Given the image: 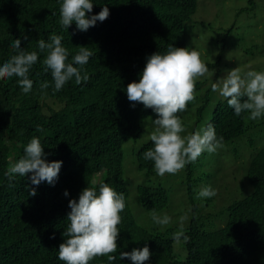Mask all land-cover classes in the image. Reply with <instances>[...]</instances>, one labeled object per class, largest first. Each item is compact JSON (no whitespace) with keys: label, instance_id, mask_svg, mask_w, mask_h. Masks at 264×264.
<instances>
[{"label":"trees","instance_id":"trees-1","mask_svg":"<svg viewBox=\"0 0 264 264\" xmlns=\"http://www.w3.org/2000/svg\"><path fill=\"white\" fill-rule=\"evenodd\" d=\"M213 1L91 0L93 11L86 15H96L105 6L110 15L80 32L74 23L67 29L61 27L62 0H0V66L15 55L12 43L16 39H20L21 49L39 53L38 40L47 43L51 35L62 36L68 63L73 62L79 47L93 52L84 65L89 80L77 85L73 79L56 93L51 87L40 88L43 81H52L50 71L44 70L45 53H39L30 70L33 87L29 93L23 92L16 77L0 80V264H64L58 251L69 223L68 202L78 201L86 187L98 191L100 183L125 196L126 207L117 226V251L111 254L117 256L114 264H131L128 259H119L120 253L145 246L152 254L145 264H264V147L249 152L245 174L238 183L240 196L233 198V188L228 187L220 208H215L216 196L197 198L198 191L209 186L213 173L188 180L182 196L174 199L159 185L129 190L123 179L126 156L137 173H154L153 162L143 159V153L154 145L151 141L141 144L139 135L144 119L152 122L158 118L142 104L133 106L127 99V85L139 82L149 56L165 54L169 46L187 48L186 36L212 28L203 18L206 14L198 23L192 19ZM245 2L253 6L256 0ZM235 26L204 35L210 49L218 51L213 58L216 64L230 55L229 40L235 41L231 49L241 50L242 39L231 35ZM217 74L210 80L196 81L195 89L207 87V104L194 107V120H202L205 108L210 107L211 116L203 128L211 123L224 145L247 135L252 146L250 134L262 122L248 119L247 113L234 115L226 98L211 103V86ZM38 126L43 131H36ZM33 137L40 139L48 162H62L58 178L54 186L46 182L34 186L28 176H17L14 187H9L5 172L23 156ZM131 139L133 144L125 150ZM32 187L37 192L34 197L28 194ZM129 193L134 197L129 198ZM141 212L146 215L143 220L138 217ZM153 212L170 216L171 223L154 224ZM185 213L188 219L183 231L190 241L176 244L172 235L181 229L179 218ZM176 247L185 255L178 254ZM89 264H108L107 257H97Z\"/></svg>","mask_w":264,"mask_h":264},{"label":"clouds","instance_id":"clouds-1","mask_svg":"<svg viewBox=\"0 0 264 264\" xmlns=\"http://www.w3.org/2000/svg\"><path fill=\"white\" fill-rule=\"evenodd\" d=\"M92 11L91 0H62L59 23L64 29L74 23L80 32H86L110 15L107 6L96 15H86ZM49 40L47 43L44 40L37 41L39 53L46 54L43 59L44 70L50 71L52 76L51 83L43 81L40 84L41 90L51 87L56 93L73 79L77 85L88 81L90 77L84 65L89 62L93 52L88 47H79V52L72 58L73 62L68 63L69 52L62 45L63 37L51 35ZM20 44V39L13 41L15 55L0 66V80L18 78L19 86L27 94L33 87V81L29 78L30 70L38 62L39 53L21 49ZM209 72L213 71L202 62L196 50L169 46L165 54L154 53L149 56L139 82L127 85V99L134 102L133 106L135 103L142 104L158 117L152 121L154 130L149 137L154 147L143 153L145 161L153 162L158 176L175 175L186 165L196 162L205 152L214 154L224 146L223 137H217L211 123L192 134L181 135L185 128L178 114L187 111L188 104L195 100L196 80ZM211 87L213 92H219L220 96L226 98L234 115L239 117L247 113V118L253 121L264 117V72L247 71L242 76L236 68ZM242 97H246L243 102ZM36 131L43 129L38 126ZM61 166V161H47L40 139L33 137L24 148L23 156L9 165L5 176L9 187H14L13 181L17 176H28L34 186L42 182L54 186ZM28 194L36 196L35 187L29 188ZM63 195L67 197L69 194L65 191ZM216 195L214 188L205 186L198 191L197 198H212ZM125 207L124 194L118 193L107 183H100L98 191L97 188H84L78 201L73 199L68 202L69 223L62 234L64 243L59 245L58 259L64 264H89L97 257H107L108 264H114L117 256L111 254L117 251L120 233L117 226L121 223L120 213ZM151 219L160 226L171 223V217L166 214L160 216L153 212ZM179 219L181 229L173 233L172 239L176 244L186 245L190 237L185 235L183 223L188 219V213ZM151 255L145 246L131 252H121L119 259H128L131 264H145Z\"/></svg>","mask_w":264,"mask_h":264},{"label":"rangeland","instance_id":"rangeland-1","mask_svg":"<svg viewBox=\"0 0 264 264\" xmlns=\"http://www.w3.org/2000/svg\"><path fill=\"white\" fill-rule=\"evenodd\" d=\"M206 10L196 13L192 19L193 23H198L202 14L204 19L210 22L212 28H208L202 34L193 31L191 36H186V45L189 51L196 50L200 54V59L204 62L210 71L205 77L198 78L197 80L211 79L217 72V80L223 79L227 76L228 72L234 69H239L240 74L247 71L264 72V0H256L255 4L251 6L245 0H214L211 4H206ZM235 24L236 28L232 31L233 37L242 39L241 50H234L230 47L233 40H229L227 46L229 47L228 55L225 60H221L218 64L213 61L214 55L218 53L216 49H210V42L204 35L213 33H223L221 30H228ZM207 30L209 32L205 33ZM225 31V32H226ZM231 38V37H230ZM262 51V52H259ZM212 61V62H211ZM214 62V63H213ZM213 63V64H212ZM196 80V81H197ZM207 87L195 89V104L188 105L187 111L191 114L185 115L179 113L185 132L181 133L182 136H187L203 128V124L209 120L211 114L210 107L204 110L202 120H194L193 110L201 107L206 103V90ZM211 103L217 100L224 99L219 95V92H212ZM193 102V101H192ZM191 102V103H192ZM207 104V103H206ZM205 104V105H206ZM189 118V119H186ZM262 122L261 127L252 130V142L249 145L247 135H242L235 140L225 144L223 148L219 149L214 154L204 153L194 163L186 165V167L175 175L165 174L163 177L154 173L146 176L142 173H137L134 166L128 161V156L123 161V179L126 188L135 189L137 186H161L169 190L172 199L181 197L184 186L190 179H198L200 174L213 173V178L209 181V186L217 191L216 207L220 208L225 202L224 199L228 194V187L233 188L232 197L239 195L238 183H241V178L245 174V167L250 156V151L261 149L264 147V117L256 120ZM154 130V125L150 119H144L141 123V133L139 141L141 144L145 141H150L149 137ZM250 133L248 131L246 134ZM132 140L127 147L132 145ZM229 183V184H228ZM234 183H236L234 185ZM241 187V186H240ZM134 194L129 193V198H133ZM138 214V212H136ZM138 217L142 220L146 215L142 212ZM175 251L180 255H185L183 249L176 247Z\"/></svg>","mask_w":264,"mask_h":264}]
</instances>
